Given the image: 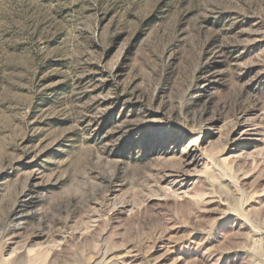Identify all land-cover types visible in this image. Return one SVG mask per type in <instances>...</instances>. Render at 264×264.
I'll use <instances>...</instances> for the list:
<instances>
[{
    "label": "rangeland",
    "instance_id": "rangeland-1",
    "mask_svg": "<svg viewBox=\"0 0 264 264\" xmlns=\"http://www.w3.org/2000/svg\"><path fill=\"white\" fill-rule=\"evenodd\" d=\"M0 264H264V0H0Z\"/></svg>",
    "mask_w": 264,
    "mask_h": 264
}]
</instances>
